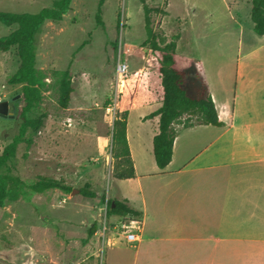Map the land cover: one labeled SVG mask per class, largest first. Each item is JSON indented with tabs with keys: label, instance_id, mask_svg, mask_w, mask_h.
Listing matches in <instances>:
<instances>
[{
	"label": "rangeland",
	"instance_id": "1",
	"mask_svg": "<svg viewBox=\"0 0 264 264\" xmlns=\"http://www.w3.org/2000/svg\"><path fill=\"white\" fill-rule=\"evenodd\" d=\"M54 1L0 0V10L38 13ZM146 1L156 9L153 27L164 38L161 44L179 35L177 52L190 96L196 95L202 81L206 83L204 73L214 78L219 70L234 73L236 58L262 39L253 30L251 0ZM15 28L0 23V37ZM146 38L139 0H72L61 21L45 22L36 63L40 101L29 113L31 117L45 114V123L39 133L28 132L19 144L11 174L27 181L51 176L78 191L27 192L17 200H7L0 223V264L143 263L144 255L136 257V244L120 237L102 255L100 238L90 236L89 228L104 221L103 207L115 192L114 121L133 104L161 99V77ZM118 59L129 64L119 89ZM19 64L16 46L0 51V100L9 101L14 114L0 116V152L19 132L20 120L15 116L22 86L8 83ZM67 69L74 91L68 108L63 109L59 76L53 72ZM143 112H132V130L139 127ZM197 121L196 116L185 114L176 123ZM83 188L97 196H85ZM112 218L109 215L107 222Z\"/></svg>",
	"mask_w": 264,
	"mask_h": 264
},
{
	"label": "crops",
	"instance_id": "2",
	"mask_svg": "<svg viewBox=\"0 0 264 264\" xmlns=\"http://www.w3.org/2000/svg\"><path fill=\"white\" fill-rule=\"evenodd\" d=\"M259 42L236 58L234 73H204L222 125L174 122L165 168L154 156L159 116L149 117L162 101L129 107L134 176L114 177L110 196L142 214V264H264V35ZM135 109L144 112L132 130Z\"/></svg>",
	"mask_w": 264,
	"mask_h": 264
},
{
	"label": "trees",
	"instance_id": "3",
	"mask_svg": "<svg viewBox=\"0 0 264 264\" xmlns=\"http://www.w3.org/2000/svg\"><path fill=\"white\" fill-rule=\"evenodd\" d=\"M144 10V29L146 40L154 56L153 65L161 77L162 106L149 117L159 116V133L154 137V156L157 165L165 168L172 158L173 143L177 135L173 123L185 114L196 116L197 122L185 123L184 127L195 124H211L221 126L215 103L209 93L207 84L202 81L197 87L195 96H190L185 87V71L180 67L181 57L177 52L175 39L161 44L164 39L154 31L152 14L155 8L149 6L146 0H139ZM72 0H55L51 7H45L38 13H15L0 10V23L7 26H16L8 34L0 37V51L7 52L12 47H17L20 64L18 69L10 76V85H21L22 93L18 99V111L15 118L20 120L19 132L0 152V223L4 213V204L7 200H17L27 192L44 193L48 190L60 189L66 193L73 190L62 179L51 176L38 175L34 180L27 181L17 175H12L14 159L19 144L24 141L28 132L37 134L45 123V114L35 117L29 116L30 111L40 101L37 84L40 70L36 67L38 37L47 20L61 21L69 11ZM103 2V0H101ZM251 20L253 30L260 36L264 35V0H251ZM164 41V40H163ZM59 76V104L67 109L74 87L71 83L69 70L54 71ZM129 107L123 111V116L114 121L113 145L115 159L114 177L123 179L134 176V168L126 137L127 116ZM29 144L33 143L32 137L26 138ZM88 188V185H87ZM81 189L88 197H96V193ZM108 215L115 216H141V212L130 207L124 201L110 199L107 205ZM97 229L96 223L89 228L90 236Z\"/></svg>",
	"mask_w": 264,
	"mask_h": 264
},
{
	"label": "built area",
	"instance_id": "4",
	"mask_svg": "<svg viewBox=\"0 0 264 264\" xmlns=\"http://www.w3.org/2000/svg\"><path fill=\"white\" fill-rule=\"evenodd\" d=\"M129 73V64L125 61L118 59L115 67V76L117 81V88L124 86L125 78ZM1 101V100H0ZM110 110V109H109ZM115 118V115H114ZM107 203L103 207L104 221L99 225V238H100V252L103 255L106 246H112L118 241V238H122L126 243L135 245L141 240L143 230V218L142 216H114L111 222H107Z\"/></svg>",
	"mask_w": 264,
	"mask_h": 264
},
{
	"label": "water",
	"instance_id": "5",
	"mask_svg": "<svg viewBox=\"0 0 264 264\" xmlns=\"http://www.w3.org/2000/svg\"><path fill=\"white\" fill-rule=\"evenodd\" d=\"M0 116L7 117L11 116L14 117V114L10 112V105L9 101H0ZM77 189H74L73 192H77Z\"/></svg>",
	"mask_w": 264,
	"mask_h": 264
}]
</instances>
